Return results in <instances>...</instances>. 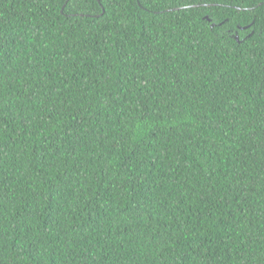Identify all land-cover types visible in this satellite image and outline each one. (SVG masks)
I'll return each instance as SVG.
<instances>
[{
  "label": "trees",
  "instance_id": "obj_1",
  "mask_svg": "<svg viewBox=\"0 0 264 264\" xmlns=\"http://www.w3.org/2000/svg\"><path fill=\"white\" fill-rule=\"evenodd\" d=\"M0 264H264V0H0Z\"/></svg>",
  "mask_w": 264,
  "mask_h": 264
}]
</instances>
